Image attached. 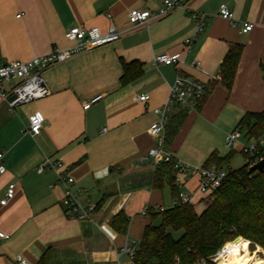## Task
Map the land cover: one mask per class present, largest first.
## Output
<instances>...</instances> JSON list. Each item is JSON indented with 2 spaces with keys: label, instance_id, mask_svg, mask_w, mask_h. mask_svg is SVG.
<instances>
[{
  "label": "crops",
  "instance_id": "obj_1",
  "mask_svg": "<svg viewBox=\"0 0 264 264\" xmlns=\"http://www.w3.org/2000/svg\"><path fill=\"white\" fill-rule=\"evenodd\" d=\"M222 4L236 25L219 17ZM157 8L154 0H0L4 62L28 61L75 46L65 39L71 28L97 27L106 33L115 27L121 35L44 71L49 90L45 98L13 110L0 100L5 167L0 174V232L9 236L0 238V264H18L17 257L28 264H133L121 249L140 244L150 223L144 212L169 209L175 200L169 185L153 187L155 167L143 159L155 146L148 133L158 120L154 110L166 104L178 75L193 77L207 89L197 109L181 107L187 117L169 147L179 162L203 167L213 152L226 156L225 140L239 120L264 111V0H191L189 12L177 10L140 26L130 24L131 11L152 14ZM198 12L207 15L206 25L188 51L184 42L196 31L192 15ZM243 23L253 24V29L242 33ZM236 45L243 52L228 90L220 81V66ZM159 54H180L184 63L155 65ZM125 74L130 80L124 84ZM137 95L149 100L138 102ZM179 110H171L170 120ZM35 113L44 117L38 136L24 132ZM188 141L194 144L190 149L196 164L181 153ZM233 150L241 155L238 146ZM46 159L61 160L63 167L38 173ZM58 174L74 179L70 189L81 206L97 205L89 220H72L66 214V188ZM10 184L15 195L2 205ZM198 187L199 178L193 177L182 190L194 195L193 206L201 214L206 205L197 209ZM120 213L129 219L126 234L111 224Z\"/></svg>",
  "mask_w": 264,
  "mask_h": 264
},
{
  "label": "built area",
  "instance_id": "obj_2",
  "mask_svg": "<svg viewBox=\"0 0 264 264\" xmlns=\"http://www.w3.org/2000/svg\"><path fill=\"white\" fill-rule=\"evenodd\" d=\"M154 1L158 5L157 11L148 14L142 10H133L128 17L130 24L136 27L148 23L151 19H160L168 16L177 10L190 11L188 3L191 0ZM219 17L228 21L231 25H236L233 13L225 4H222L219 7ZM192 18L196 24V31L192 37L186 39L184 42L188 51L199 39L204 30L207 15L198 12L194 13ZM253 26L254 25L251 23H243L241 28L242 33L251 31ZM120 36V33L116 31L115 27H110L106 33H101L97 27L89 29L71 28L65 33V39L67 41L75 42V46L63 50L55 49L47 54L36 56L28 61L4 62L0 49V100L6 102L9 109L13 110L18 106L45 98L49 95V90L43 78L44 71L68 61L79 53L113 43L119 40ZM183 63L184 60L180 54H159L154 57L155 65L180 66ZM192 66L200 68V63L198 61H193ZM206 90V85L198 82L193 77L186 75H178L176 77L174 83L170 87L168 101L163 107L154 110L155 114L158 115V120L151 125L148 133L155 139V146L148 151L143 159L144 162H151V164L156 167L158 163L170 160L172 156L165 149V136L171 110L176 107H185L189 110L197 109L198 105L205 97ZM12 96H15V100L10 101ZM100 98L101 97H97L85 103L83 105L84 110L89 109L93 104L98 102ZM136 100L145 103L149 100V96L137 95ZM43 124L44 117L40 113H35L29 118V123L24 132L32 136H38L41 133ZM236 146L240 149V153L244 158V164L248 165L250 168L264 160V136L259 141L246 140L244 134L239 129H235L227 135L226 147L232 150ZM2 157L3 155L0 154V174L5 173V167L1 163ZM62 167L61 160L57 159L54 161L52 159H46L45 163L40 166L37 171L38 173H43L46 169L58 171ZM175 169L177 170L175 185L180 189V193L179 198L174 200L172 207L178 205H194V195L182 190L186 185L188 178H199L198 193L201 195L199 203L204 204L223 184L228 176L227 171H224L223 169H217L216 167L208 169L204 167L197 168L179 161L177 162ZM58 176L59 182L66 188L62 201L66 214L72 220H89L90 215L97 210V205L91 204L86 207L81 206L77 202L75 194L70 189V185L74 182V179L71 177H63L61 174H58ZM14 195L15 185L10 184L6 198L1 201V204L5 205L8 200L14 197ZM166 210L167 209L163 207L154 209V211L157 212H164ZM144 213L147 214L148 210ZM0 238L8 239L9 236L0 232ZM227 245L228 243L212 258L213 263L216 264L217 262H220L221 256L225 255L227 252ZM138 247V245L132 242L122 247L121 252L128 256L129 260L132 262ZM17 263L28 264V262L22 257H17ZM195 264L206 263L200 261Z\"/></svg>",
  "mask_w": 264,
  "mask_h": 264
},
{
  "label": "trees",
  "instance_id": "obj_3",
  "mask_svg": "<svg viewBox=\"0 0 264 264\" xmlns=\"http://www.w3.org/2000/svg\"><path fill=\"white\" fill-rule=\"evenodd\" d=\"M242 52L241 45L233 46L220 66V81L228 90L233 86ZM127 67L125 64L124 70L127 71ZM122 80L125 84L130 79L125 74ZM177 108L180 110L166 127L165 149L168 152L187 117L184 109ZM236 129L246 140L259 141L264 136V111L246 113ZM236 154L238 152L233 149L224 157L213 152L203 167L224 169L230 166ZM177 162L171 157L167 162L158 163L153 178V187L161 190L169 185L175 200L180 193L175 185ZM249 170L246 164L236 171L230 169L201 214L191 205H178L164 212L149 209L150 223L144 229L133 264H195L200 261L215 264L212 258L238 237L249 241L252 251L255 247L264 251V171L250 173ZM111 224L117 233L126 234L129 219L120 213Z\"/></svg>",
  "mask_w": 264,
  "mask_h": 264
},
{
  "label": "bare ground",
  "instance_id": "obj_4",
  "mask_svg": "<svg viewBox=\"0 0 264 264\" xmlns=\"http://www.w3.org/2000/svg\"><path fill=\"white\" fill-rule=\"evenodd\" d=\"M249 241L237 238L228 243L227 252L221 256L220 264H264V258L258 257L261 249L258 247L253 253L249 252Z\"/></svg>",
  "mask_w": 264,
  "mask_h": 264
},
{
  "label": "rangeland",
  "instance_id": "obj_5",
  "mask_svg": "<svg viewBox=\"0 0 264 264\" xmlns=\"http://www.w3.org/2000/svg\"><path fill=\"white\" fill-rule=\"evenodd\" d=\"M225 144H226V140H225ZM192 147H194V144H191L190 141L186 142V143L184 144L182 150H181V153H182L183 156H186V157H187V159L189 160V162H191V164H196L197 160H195V159L193 158V156L191 155V149H192ZM190 148H191V149H190ZM230 151H231L230 149H229V150H227V148L224 149V152L227 153L226 155H228ZM194 157H195V156H194ZM243 165H244V158L238 153V154H236V155L233 157L230 166H224V169H223V170H224V171H227V172H228L230 169H231L232 171H236V170H239L240 168H242ZM191 166L199 168V166H197V165H191ZM202 206H203V205H202V203H201L200 205L197 206V209H198V210L201 209ZM204 207H205V206H204ZM175 236L178 237L179 234H176ZM238 238H239V237H238ZM235 240H236V239H235ZM235 240H234V241H235ZM249 243H250V242H249ZM250 245H251V243H250ZM250 245H249V248H248V249H249V252H250V253L255 252V251L257 250L258 247H255L254 250L252 251V249L250 248ZM259 248H260V247H259ZM260 249H261V248H260ZM258 257H260V258H264V251H263L262 249H261V252L258 253Z\"/></svg>",
  "mask_w": 264,
  "mask_h": 264
},
{
  "label": "water",
  "instance_id": "obj_6",
  "mask_svg": "<svg viewBox=\"0 0 264 264\" xmlns=\"http://www.w3.org/2000/svg\"><path fill=\"white\" fill-rule=\"evenodd\" d=\"M13 100H15V96H12V97L10 98V101H13ZM255 171H259V172H263V171H264V160L261 161L260 163L256 164V165H254V166L251 167L250 170H249L250 173L255 172ZM208 204H209V202L206 201V202H205V205H208ZM239 238H240V237H239ZM216 264H220V262H217Z\"/></svg>",
  "mask_w": 264,
  "mask_h": 264
}]
</instances>
